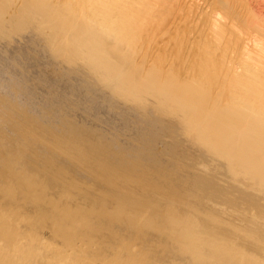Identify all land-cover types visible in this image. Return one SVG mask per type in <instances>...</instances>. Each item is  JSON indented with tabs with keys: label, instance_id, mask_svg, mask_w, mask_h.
<instances>
[{
	"label": "bare ground",
	"instance_id": "1",
	"mask_svg": "<svg viewBox=\"0 0 264 264\" xmlns=\"http://www.w3.org/2000/svg\"><path fill=\"white\" fill-rule=\"evenodd\" d=\"M0 264H264V0H0Z\"/></svg>",
	"mask_w": 264,
	"mask_h": 264
}]
</instances>
